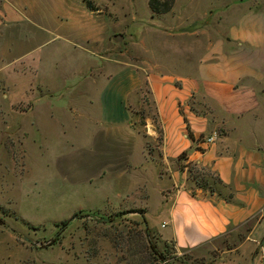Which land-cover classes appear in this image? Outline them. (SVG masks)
<instances>
[{
  "label": "crops",
  "instance_id": "crops-1",
  "mask_svg": "<svg viewBox=\"0 0 264 264\" xmlns=\"http://www.w3.org/2000/svg\"><path fill=\"white\" fill-rule=\"evenodd\" d=\"M14 19L0 12V164L4 172L22 181L29 173L30 151L31 159L36 151L37 162L43 165L49 146L59 144L48 161L73 192L85 190L94 196L95 202L86 210L133 202L144 209L149 227L164 243L172 244L178 255L218 250L226 238L236 236L237 240L229 239L235 243L225 248L218 263L258 264L260 257L264 264V127L244 124L246 116L256 122L264 114L258 104L264 89L247 84L264 68L263 40L257 50L244 48L238 34L214 40L212 64L202 58L191 72L189 65L168 69V97L158 100L156 82L167 76L155 67L141 71L137 65L109 73L104 69L106 62L118 63L105 50L95 51L100 64L87 66L97 90L77 91L80 81L61 79V65H69L70 60L61 58L60 38H67L40 18L36 24L25 25L33 35L24 38ZM247 21L250 32L262 39L264 12L250 11ZM86 32V37L97 40V29L90 27ZM30 69L35 74L30 75ZM142 84L149 88L162 131L156 155L148 142L156 140L157 125L147 112L141 123L142 113L137 110L142 104ZM193 96L196 111L188 105ZM200 100L208 102L207 113L198 110ZM23 117H27L26 126ZM185 119L195 141L188 137ZM218 126H225L227 132L215 135ZM57 127L63 136L49 144L46 132L56 133ZM201 135L215 138L198 141ZM184 151L186 161L210 168L229 192L196 189L193 193L186 170L177 162ZM3 227L0 224V232Z\"/></svg>",
  "mask_w": 264,
  "mask_h": 264
},
{
  "label": "rangeland",
  "instance_id": "rangeland-1",
  "mask_svg": "<svg viewBox=\"0 0 264 264\" xmlns=\"http://www.w3.org/2000/svg\"><path fill=\"white\" fill-rule=\"evenodd\" d=\"M153 5L156 8L151 0H0V12L19 22L24 38L33 35L25 25L36 24L37 18L44 19L67 38H60L61 58L64 62L70 60L69 65H61V79L80 81L76 90L81 93L97 90V83L87 72L89 64H100L95 51L105 50V55L118 63L106 62L104 69L109 73L137 65L141 71H152L155 67L158 73L167 76L163 82H156L160 100L162 96L168 97V69L189 65L191 72L202 58L211 65L214 40L238 34L243 39L242 46L252 50L260 49L264 41V36L261 39L247 26L250 11L263 14L264 0H157ZM90 27L97 29V40L86 37ZM32 72L30 69L29 74ZM257 72L247 79V84L264 89V68ZM34 87L35 81L30 88ZM258 95L259 108L264 111V93ZM139 98L141 123L147 112L157 125L156 140L148 142V149L156 155L162 131L146 84L140 87ZM196 102L194 96L188 101L194 111ZM163 107L168 110V104ZM197 108L207 113L208 102L200 100ZM263 115L256 122L246 116L244 124L264 127ZM23 118L26 126L27 117ZM226 132L225 126H218L214 134ZM31 133L30 130V136ZM45 136L49 144L53 139L60 141L61 127H57L56 133L47 131ZM207 138L201 135L198 141L207 142ZM49 147L43 165L38 164L32 148L35 152L31 159L30 151L29 173L22 181L4 172L0 164V220L4 226L0 232V264H219L218 257L235 243L229 239L237 237L229 236L218 250L178 255L172 244L164 243L149 227L144 209L133 202L86 210L95 202L94 196L85 190L75 193L65 179L58 178L48 159L53 148L58 150L60 145ZM177 162L179 166L186 165L188 187L192 191L229 192L210 168L186 158ZM66 220H70L68 226L61 228L60 223ZM149 240L161 252L160 256L151 249ZM258 251L259 248L256 256Z\"/></svg>",
  "mask_w": 264,
  "mask_h": 264
},
{
  "label": "trees",
  "instance_id": "trees-1",
  "mask_svg": "<svg viewBox=\"0 0 264 264\" xmlns=\"http://www.w3.org/2000/svg\"><path fill=\"white\" fill-rule=\"evenodd\" d=\"M156 1H157V0H151L152 7H154V8H156V7H155V5H153V3L156 2ZM172 2H173V1H171V3H172ZM169 5H170V4H169ZM185 122H186V128H187V134H188V137H189L192 141H195V136L193 135V133H192V131H191V129H190V127H189V125H188L186 119H185ZM199 139H200V137L197 138V140H199ZM182 158H187V152H186V151L182 152V153L178 156L177 160L180 161V159H182ZM185 166H186V165H184V166H179V167H180L181 170H183ZM216 176H217V175H216ZM217 180H218V182H219L220 184H223V183H222V180H221L218 176H217ZM193 193H195V192L193 191ZM211 193H214V192L212 191ZM0 208H1V206H0ZM69 221H70V220H66V221L61 222V223H60L61 228H65L66 226H68ZM0 224H3V222H2L1 220H0ZM145 230H146V234L149 235V233H150V232H149V228L146 227ZM150 240H151V239H150ZM150 240H149V245H150L151 249H152L155 253H157V254L160 256V255H161V252H159V251L157 250L156 245H155L154 243H152V241H150Z\"/></svg>",
  "mask_w": 264,
  "mask_h": 264
},
{
  "label": "built area",
  "instance_id": "built-area-1",
  "mask_svg": "<svg viewBox=\"0 0 264 264\" xmlns=\"http://www.w3.org/2000/svg\"><path fill=\"white\" fill-rule=\"evenodd\" d=\"M213 139H214V137H212V136H211V137H208V138H207V142H212Z\"/></svg>",
  "mask_w": 264,
  "mask_h": 264
}]
</instances>
